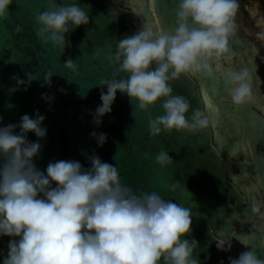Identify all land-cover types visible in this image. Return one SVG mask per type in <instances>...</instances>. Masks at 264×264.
Listing matches in <instances>:
<instances>
[{
    "label": "clouds",
    "instance_id": "clouds-1",
    "mask_svg": "<svg viewBox=\"0 0 264 264\" xmlns=\"http://www.w3.org/2000/svg\"><path fill=\"white\" fill-rule=\"evenodd\" d=\"M12 3L0 0V21L9 19ZM237 10V0H178L173 31L142 23L136 33L119 40L116 51L107 57L116 66L113 78H101L97 84L107 91L100 93L102 104L92 113L93 123L100 126L102 117L111 113L119 91L126 93L130 102L136 101L143 112L163 101L164 114L149 116L152 138L162 131L203 132L212 124L209 108L213 112L216 109L202 85L199 95L204 107L192 110L188 117L190 101L173 94L172 84L182 76L211 80L215 73H222L230 85L232 104L241 108L253 101L250 71L231 67L237 56L230 47ZM89 22L86 11L73 0L38 13L35 34L43 45L65 51L70 46L67 35ZM22 31L17 25L16 34ZM256 55H260L258 50ZM98 56L95 53L93 59ZM260 59L264 61V56ZM225 63L228 68L223 67ZM64 65L78 74L75 61L69 59ZM54 75L48 71L43 77L49 87ZM26 76V80L12 77L16 87L9 88L10 95L21 86L27 91L35 78L32 73ZM42 98L52 99L47 94ZM44 120L45 116L37 112L35 119L25 114L19 124L0 127V237L12 238L2 264H199L193 255L198 241L184 238L192 230L190 210L156 191L137 193L122 182L117 167L98 155L87 156L91 164L88 169L79 161L59 160L47 165L46 174L40 171L34 158L42 145L30 142L27 134L45 138L47 130L41 127ZM90 135L99 147L107 141L106 133ZM155 163L167 168L174 161L162 149ZM179 185L176 182L170 191ZM261 206L262 202L254 201L251 212L264 219ZM241 242L247 247L246 237ZM231 247V239L217 243L220 251H230ZM229 264H264V259L250 249L238 258L229 257Z\"/></svg>",
    "mask_w": 264,
    "mask_h": 264
},
{
    "label": "water",
    "instance_id": "water-1",
    "mask_svg": "<svg viewBox=\"0 0 264 264\" xmlns=\"http://www.w3.org/2000/svg\"><path fill=\"white\" fill-rule=\"evenodd\" d=\"M71 2L13 0L9 19L0 21V127L19 124L25 114L35 119L39 112L45 116L41 127L47 130L46 137L40 139L29 132L27 139L42 145L34 158L40 171L46 174L47 165L59 160L79 161L88 169L91 164L87 156L98 155L117 167L122 182L137 193L156 191L188 208L192 230L184 238L198 241L193 255L199 264H229V257L238 258L250 249L264 259V219L251 212L252 203L260 201L264 213V63L256 55L258 48L251 37L236 28L230 47L237 53L233 70L247 67L250 71L253 101L241 108L232 104L230 85L222 73H215L211 80L182 76L172 87L174 95L190 101L186 115L190 117L192 110L204 107L199 95L203 85L216 109L213 112L210 107L208 111L212 124L196 135L162 131L152 138L149 116L164 114L163 101L143 112L136 101L130 102L126 93L118 91L111 113L97 126L92 113L102 104L101 91H107L97 84L101 78H113L116 66L109 63L108 55L116 51L119 40L136 33L142 23L174 30L178 0H76L89 16V24L67 35L70 46L65 51L43 45L35 34V16L56 4ZM17 25L23 29L20 34L15 32ZM95 53H99L97 59H93ZM69 59L78 65V74L65 67ZM48 71L55 74L51 87L43 79ZM26 73L35 78L27 91L21 86L10 95L9 88L16 87L12 77L26 80ZM44 94L52 99L46 101ZM92 132L107 134L103 147L91 137ZM162 149L173 159L172 166L161 168L155 163ZM176 182L181 185L170 191ZM245 237L247 247L241 242ZM1 239L5 256L12 238ZM227 239H231V250H218V241Z\"/></svg>",
    "mask_w": 264,
    "mask_h": 264
},
{
    "label": "flooded vegetation",
    "instance_id": "flooded-vegetation-1",
    "mask_svg": "<svg viewBox=\"0 0 264 264\" xmlns=\"http://www.w3.org/2000/svg\"><path fill=\"white\" fill-rule=\"evenodd\" d=\"M262 2L260 6V11H263L264 14V0H260ZM238 3V10L236 13L235 21L236 26L243 33L251 37V40L258 48L260 56H264V23L261 21V14L259 10L253 11V6L251 4H247L252 18L249 17L247 12L244 11L243 4ZM255 17V18H253ZM259 19V20H258ZM262 61V60H261ZM264 63V61H262ZM263 205V202H262ZM0 257L3 259V241L0 237Z\"/></svg>",
    "mask_w": 264,
    "mask_h": 264
},
{
    "label": "rangeland",
    "instance_id": "rangeland-1",
    "mask_svg": "<svg viewBox=\"0 0 264 264\" xmlns=\"http://www.w3.org/2000/svg\"><path fill=\"white\" fill-rule=\"evenodd\" d=\"M237 2H239V4H243L244 11L247 12V14L249 15L250 18H252V17H251V15L249 14L250 12L247 11V10H249L247 4H251V5L253 6V7H252V8H253V11H255V10L258 11V10L260 9L261 4H262V2H261L260 0H237ZM249 11H250V10H249ZM259 12H260L261 17H262L263 11H260V10H259ZM263 15H264V14H263ZM253 18H255V17H253ZM0 264H2V259H1V257H0Z\"/></svg>",
    "mask_w": 264,
    "mask_h": 264
},
{
    "label": "bare ground",
    "instance_id": "bare-ground-1",
    "mask_svg": "<svg viewBox=\"0 0 264 264\" xmlns=\"http://www.w3.org/2000/svg\"><path fill=\"white\" fill-rule=\"evenodd\" d=\"M261 21L264 23V15L262 14ZM259 20V19H258Z\"/></svg>",
    "mask_w": 264,
    "mask_h": 264
}]
</instances>
